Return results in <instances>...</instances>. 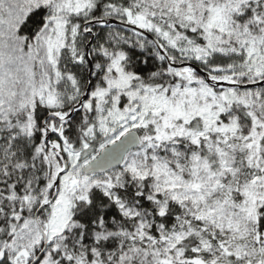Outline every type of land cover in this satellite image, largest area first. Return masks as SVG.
<instances>
[{"label":"snow or ice","instance_id":"1","mask_svg":"<svg viewBox=\"0 0 264 264\" xmlns=\"http://www.w3.org/2000/svg\"><path fill=\"white\" fill-rule=\"evenodd\" d=\"M0 264H264V0H0Z\"/></svg>","mask_w":264,"mask_h":264}]
</instances>
